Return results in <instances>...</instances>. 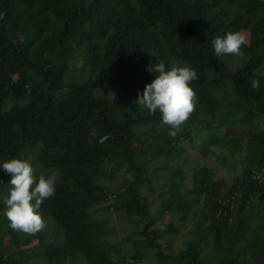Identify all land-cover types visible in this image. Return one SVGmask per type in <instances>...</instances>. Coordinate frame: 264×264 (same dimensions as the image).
<instances>
[{
    "label": "trees",
    "instance_id": "obj_1",
    "mask_svg": "<svg viewBox=\"0 0 264 264\" xmlns=\"http://www.w3.org/2000/svg\"><path fill=\"white\" fill-rule=\"evenodd\" d=\"M227 32L248 34L242 57L214 55ZM76 54L86 82L66 80ZM170 57L198 74L174 138L159 111L133 103ZM97 79L114 98L94 95ZM188 153L215 164L191 171ZM29 156L58 175L38 212L60 228L34 246L0 244V264H136L154 249L160 264H264V0H0V197L2 164ZM156 191L163 214L196 223L178 255L166 250L183 231L157 228ZM109 203L137 239L114 238L99 217Z\"/></svg>",
    "mask_w": 264,
    "mask_h": 264
},
{
    "label": "clouds",
    "instance_id": "obj_2",
    "mask_svg": "<svg viewBox=\"0 0 264 264\" xmlns=\"http://www.w3.org/2000/svg\"><path fill=\"white\" fill-rule=\"evenodd\" d=\"M246 43L240 32H227L223 36L217 35L212 40V47L218 58L226 55L242 57L241 46ZM148 70L156 73V78L138 93L133 103L153 115L159 111L163 124L170 128L168 135L174 138L193 111L196 93L189 85L198 79V74L191 66H180L175 57L169 58L167 67L159 61ZM249 85L254 90L260 88L256 79H250ZM2 168L11 175L10 188L3 199L9 227L25 234H37L45 227L38 210L45 200L54 197L57 175L40 174L37 178L32 165L24 159H10L2 164Z\"/></svg>",
    "mask_w": 264,
    "mask_h": 264
},
{
    "label": "rangeland",
    "instance_id": "obj_3",
    "mask_svg": "<svg viewBox=\"0 0 264 264\" xmlns=\"http://www.w3.org/2000/svg\"><path fill=\"white\" fill-rule=\"evenodd\" d=\"M258 1H262V0H258ZM245 38L246 41L248 42V34L247 33H243L242 34ZM76 58L72 61L71 64V68L67 74L66 80L69 82L71 81H75V82H86V80L88 79V72L86 69V64H87V60L86 57L84 56V54H76L75 56ZM96 85L97 88L94 91V95L96 97H101V98H105V99H112L115 97V93L110 91V90H106L105 88L102 87L101 82L99 79L96 80ZM16 102L12 99L8 100L7 103L4 105V109L5 110H9L13 104H15ZM24 104V103H21ZM140 114V112H138ZM126 113H123L122 116H124ZM135 114V113H134ZM139 114L136 113V116H138ZM186 145V144H185ZM41 145H39V149H40ZM196 156L195 153H188L186 156H184V159H186V157L191 159V171L194 169V167L196 166H210V164L214 165L215 163L213 161H209V159H203L200 158L199 160L194 157ZM29 161V163L32 165L33 169H34V176L38 178V176L40 174H44L46 177L51 175V174H56V172L52 169H43L40 167V165L33 160L32 156H29L28 159H26ZM223 169V173H226ZM232 175L227 176V178L230 180H232L233 178V173H231ZM57 181H59L58 175H57ZM149 185L146 184L145 189L148 190ZM7 195H2L0 197L4 199V197ZM160 196V197H159ZM152 199L156 200L155 205L153 206V213L155 215V217L157 219H159L158 224H157V228L161 229V231H165V229L168 228L169 224L172 222V220H174L175 223H177L179 229L181 231H183V235H179V236H175V235H169L168 238H174V236L176 237V246L175 248H172L170 250H166L167 253H170L172 255H178L183 251V242L186 241L188 239V234L189 232L195 227V222L194 221H187L185 224H180L179 225V221L176 219H173V216L168 215V214H163V210H162V200L166 198V196H161L159 195L158 191L154 192L153 195L151 196ZM113 203V202H112ZM112 203H109L107 205H104L103 208L101 209L100 213H99V217L101 219H110L111 221V232L112 235L114 236L115 239L120 240V238L125 237L127 238V236H134L136 239L138 238V234H135V230L137 231L138 226L133 223L134 218H129L126 214V211L124 209H122V206L118 205V210L115 208V205H112ZM4 206V205H3ZM109 209L107 210L106 208ZM107 210V212H105L104 210ZM5 212V208L2 207V217H6L4 215ZM179 219V218H178ZM45 227L38 232L37 234H25L23 232L17 231L16 230H11V232H6L8 228V226L5 229H2V227H0V231L2 234H0V244L2 246H5V248H7V250H12L14 248H21V247H29V246H34L36 245L39 241H41L43 238H47V236L49 238H51L52 236H54L56 234V228H60L54 221L53 219L50 220H45ZM9 223V222H8ZM137 228V229H136ZM141 229V227H140ZM114 238L112 237V239L114 240ZM117 240V241H118ZM108 243H112V241H108ZM160 244L163 246H166V242L165 239L162 238L160 240ZM131 247V246H130ZM129 252V251H128ZM131 253V252H130ZM142 253L144 254V258L140 261L137 262L136 264H160L159 261L156 259L155 254L157 253V249L154 250H144L142 251Z\"/></svg>",
    "mask_w": 264,
    "mask_h": 264
}]
</instances>
